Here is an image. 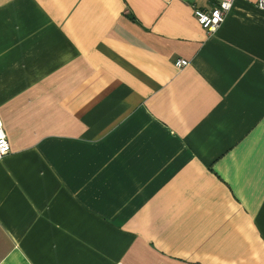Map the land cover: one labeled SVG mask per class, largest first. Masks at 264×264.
I'll list each match as a JSON object with an SVG mask.
<instances>
[{
    "label": "crops",
    "instance_id": "obj_1",
    "mask_svg": "<svg viewBox=\"0 0 264 264\" xmlns=\"http://www.w3.org/2000/svg\"><path fill=\"white\" fill-rule=\"evenodd\" d=\"M217 2L0 0V264H264V11Z\"/></svg>",
    "mask_w": 264,
    "mask_h": 264
},
{
    "label": "built area",
    "instance_id": "obj_2",
    "mask_svg": "<svg viewBox=\"0 0 264 264\" xmlns=\"http://www.w3.org/2000/svg\"><path fill=\"white\" fill-rule=\"evenodd\" d=\"M235 0H218L215 6L211 9H195V16L201 26L207 31L208 34L216 32L217 29L222 25L225 18L232 9ZM256 6L264 11V0H257ZM189 61L183 58L176 60L175 65L178 68L187 66ZM10 151V143L8 140L7 133L5 131L3 120L0 115V159L5 157Z\"/></svg>",
    "mask_w": 264,
    "mask_h": 264
}]
</instances>
